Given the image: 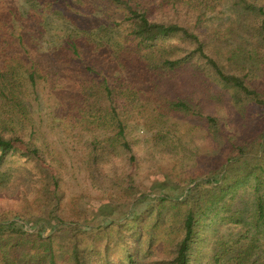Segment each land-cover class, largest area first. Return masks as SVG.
Returning <instances> with one entry per match:
<instances>
[{
    "label": "trees",
    "instance_id": "trees-1",
    "mask_svg": "<svg viewBox=\"0 0 264 264\" xmlns=\"http://www.w3.org/2000/svg\"><path fill=\"white\" fill-rule=\"evenodd\" d=\"M25 2L28 8L21 15L8 9L0 13V165L7 157L22 160L35 177L30 179L29 189L16 195L21 203L18 208H0V264H136L137 252L150 259L153 247L166 242L168 236L162 228L157 235L155 232L163 203L188 208L175 230L176 239L171 240L169 234L171 249L166 258L163 255L152 264H191L202 221L212 211L205 203L210 200L203 202V197L235 198L236 190L246 183L251 197L247 206L236 212L225 207L227 214L221 220L241 225L245 232L220 241V250L211 261L264 264V112H258V108L264 110V0H231L235 18L225 27L205 24L221 0ZM49 15L55 17L60 33L69 31L61 37L62 55L55 62L63 74H69L70 83L74 80V87L59 116L51 111L53 106L46 107L47 124L51 131L61 127L66 136L81 127L108 134L94 138L87 154L73 162L95 195L87 191L70 199L71 212L62 202L60 154L49 149L40 127L33 123V103L41 104L39 81L44 77L27 51L31 37L16 31L25 18L35 25L33 18L48 20ZM41 27L36 32H42ZM236 34L242 43L232 41ZM226 46L228 51L221 52ZM239 58L259 74L262 86L237 73ZM183 71L191 73L187 82L194 88L211 82L228 92L233 113L244 120L239 127L245 129L255 121L251 133L230 142L221 122L203 116L199 105L192 103L193 91L178 93L187 86L181 78ZM47 96L50 102L54 98L50 91ZM159 106L172 115L193 116L206 135L225 139V160L218 171L187 181L174 180L175 189L181 190L175 201L147 197L151 189L133 184L127 167L120 172L121 168L104 167L116 144L127 160H134L124 118H132L145 107ZM56 122L59 124L53 125ZM76 174L75 170L72 175ZM168 178L171 180L162 174L152 189L162 190ZM199 179L202 181L184 193L186 185ZM153 208L158 209L155 223H147L145 213ZM102 220L108 221L101 224Z\"/></svg>",
    "mask_w": 264,
    "mask_h": 264
},
{
    "label": "rangeland",
    "instance_id": "rangeland-1",
    "mask_svg": "<svg viewBox=\"0 0 264 264\" xmlns=\"http://www.w3.org/2000/svg\"><path fill=\"white\" fill-rule=\"evenodd\" d=\"M27 8L25 0H0V13L8 9L18 16ZM234 18L235 12L233 11L231 0H221L215 13L207 17L205 24L225 27ZM33 19L35 20V25L28 22L25 18L21 20L16 28L17 32L31 37V47L28 46L27 51H29L30 59L40 68L44 77L43 80L39 81L42 89V96L39 100L41 104L37 106L38 103H33L35 106L32 108L35 121L33 123L36 127H40L41 136L49 149H53L60 154L59 174L61 189L64 193L62 202L67 208L66 211L71 212L70 199L80 194H87V191L95 195V191L91 192L89 188L90 182L85 181L84 174L78 173L73 162L87 154L90 143L94 138L98 136L104 138L108 134L106 130H92L89 132L91 129L88 128L87 131H83L82 127L71 132L68 136L63 133L61 127L58 132L51 131V126L47 124L46 111L48 110L46 107L53 106L51 111H54L55 115L59 116L62 112L60 107L69 102V95L73 94L74 80L70 83L69 74H63L61 67L55 62L57 57L59 58L62 55L59 48V43L62 41L61 37L64 38L69 31L60 33L59 28H57L58 22L52 15H49L48 20L37 21V16ZM38 26H42V32L38 30L39 33L36 32ZM232 41L235 43L240 41L242 43L237 34L232 37ZM229 48V46H226L223 50L220 49L221 52H226ZM36 49L40 51L39 54L35 52ZM102 58L104 57H100V60ZM222 60L221 63H223ZM223 64L225 65L226 63L224 62ZM237 64L238 74L250 76L255 86L263 85L259 74L252 72L249 62L246 60L241 61V58H239ZM109 75L113 78L114 74L111 75L110 73ZM181 78L186 80L187 86L185 90L182 89V92H178L181 93L180 96L184 95V93L188 95L187 91H193L194 99L192 103L199 105L198 108L203 116L210 115L221 122L225 136L229 137L230 142L235 141L238 136L246 133L248 136L251 133L255 121L253 120L249 127H244L245 129L239 127V123L244 122V120L239 119L233 113L230 94L223 91L221 86L217 87L210 82V84L199 83L198 88H194L187 82V79L191 78V73L187 71L181 73ZM49 91L54 96L51 102L48 101L47 96ZM44 102L49 104L45 105ZM55 102L58 104H55ZM258 112L263 113L264 110L258 108ZM124 120L128 127L126 138L130 142L134 160H127L124 150L119 144H116L111 154L107 155V163L104 167L111 168V170L121 168L118 172L124 171V168L127 167V172L133 175V184L143 189H151L145 195L152 199L163 196L170 201L177 200L181 195V190L175 189L176 181H187L204 174L207 175L214 170L218 171L225 160L226 151L224 150L225 139L223 136L214 138L215 135L213 134L206 135L205 130L201 127L202 123L193 116L184 118L179 115H172V112L169 114L162 106H159L158 109L153 108L150 110L145 107L132 118L126 117ZM58 124L59 122L53 123V125ZM30 169L31 166H28L27 163L10 157H7L0 165V208L10 207L15 209L20 206L21 203L17 202L16 195L22 189H29L32 185L30 179L35 177V173H29ZM224 169H226V164L222 167L221 178L224 175ZM75 170L77 174L72 175ZM162 174L169 175L171 180L168 178L164 182L166 187L162 190L155 188L153 190L152 187L160 181ZM232 178H234V175ZM200 181L202 180L199 179L186 185L184 193ZM244 193H246L244 197H238ZM236 194L235 198L226 196L223 201L220 199L221 196L214 194L203 197V202L206 199L210 200L205 203L212 206V211L202 221L198 240L193 247L191 264H212V257L220 250V241L227 242L232 235L245 232L241 225L237 226L221 221L227 214L225 207L229 206L230 211L233 209L236 212L244 209V205L247 206L251 199L249 183L241 185L236 190ZM150 203L154 205L153 207H156L153 201H150ZM132 207L133 205L129 206V211H131ZM187 208L186 205L164 203L158 208V218L161 227L155 225V232L157 235L161 230L160 228H162L163 232L168 234L166 236L167 240L166 242H158L153 247L150 259L141 257L139 252H137L136 264H149L150 262L152 264L154 260L161 261V257L171 249L168 248L170 246L169 234L171 235V240L176 239L177 233L175 230L178 228L179 221L186 213ZM158 209L153 208V211L145 213V222L147 220V223H155ZM17 221L22 223L20 220ZM105 221L108 220H102L101 224ZM176 222H178L177 225ZM40 225L42 223L38 224L37 227ZM26 229L28 228L26 227Z\"/></svg>",
    "mask_w": 264,
    "mask_h": 264
}]
</instances>
